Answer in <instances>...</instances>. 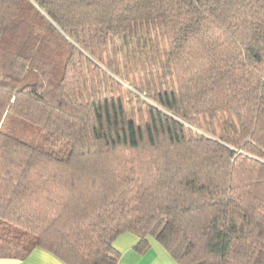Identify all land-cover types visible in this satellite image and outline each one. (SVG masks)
Returning a JSON list of instances; mask_svg holds the SVG:
<instances>
[{
    "label": "trees",
    "instance_id": "trees-1",
    "mask_svg": "<svg viewBox=\"0 0 264 264\" xmlns=\"http://www.w3.org/2000/svg\"><path fill=\"white\" fill-rule=\"evenodd\" d=\"M124 232L264 264V0H0V257Z\"/></svg>",
    "mask_w": 264,
    "mask_h": 264
},
{
    "label": "crops",
    "instance_id": "crops-1",
    "mask_svg": "<svg viewBox=\"0 0 264 264\" xmlns=\"http://www.w3.org/2000/svg\"><path fill=\"white\" fill-rule=\"evenodd\" d=\"M150 249L141 254L135 249L139 237L132 232L120 234L114 245L119 251V264H179L169 251L155 238L149 237ZM0 264H66L52 252L34 248L25 258L0 257Z\"/></svg>",
    "mask_w": 264,
    "mask_h": 264
},
{
    "label": "rangeland",
    "instance_id": "rangeland-1",
    "mask_svg": "<svg viewBox=\"0 0 264 264\" xmlns=\"http://www.w3.org/2000/svg\"><path fill=\"white\" fill-rule=\"evenodd\" d=\"M125 86L127 87L128 84H125ZM6 130L10 132L15 131L16 135H18L19 137L23 139L29 140V141H33L32 140L33 138L37 142L42 140V138H40L42 131L37 126H34V127H32L31 125L26 126L25 123L21 120H16V123H12V121H10L8 125L6 126ZM38 131L40 133H38V136H37L36 133ZM43 141L44 139L40 143L43 144L44 143ZM12 252H15V250H13Z\"/></svg>",
    "mask_w": 264,
    "mask_h": 264
}]
</instances>
